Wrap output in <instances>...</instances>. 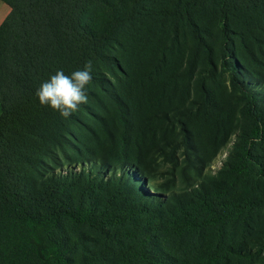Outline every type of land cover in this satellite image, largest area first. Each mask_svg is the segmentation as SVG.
I'll list each match as a JSON object with an SVG mask.
<instances>
[{"label": "trees", "instance_id": "trees-1", "mask_svg": "<svg viewBox=\"0 0 264 264\" xmlns=\"http://www.w3.org/2000/svg\"><path fill=\"white\" fill-rule=\"evenodd\" d=\"M0 1L10 9L0 24V218L19 234L31 233L24 234L22 248L37 264H71L68 226L82 225L102 231L146 213L138 206H130L128 200L134 201V189L146 181L141 174L145 170L143 148L155 138L153 132L147 136L146 130L154 122L151 109L159 105L166 90L151 97L147 82L153 77L131 78L124 74L125 85L107 94L124 129L120 138L110 143V153L115 155L110 159L120 167V172L123 165L128 167L130 181L116 203L113 199L120 194L119 189L100 208L72 200L67 192L71 183L56 181L62 178H57L56 172L62 167L64 147L71 148L66 136L83 104L70 117L63 118L40 105L35 93L40 83L56 70L68 74L90 62L92 80L87 88L88 97L90 87L99 85L104 68L111 75L120 70L107 54L115 42L114 32L97 26L90 29L82 23L87 10L104 7L107 0ZM131 3L128 8L121 0L119 5L113 6L115 14H108L109 18L121 14V20L116 17L117 29L126 19L143 14L144 11L136 10L137 5L160 23L163 31L166 25L167 32L188 34L195 47L208 52L210 65H213L209 51L214 37L200 21L203 16L215 20L221 66L228 74L229 86L239 97L240 113L248 122L249 132L238 148L239 160L227 166L230 178L226 180L232 181L214 182L209 188L199 190L195 187L193 196L187 195L185 200L172 199L167 205L158 206L157 216L147 218L142 226L141 244L123 255L121 264H231V261L248 259V251L244 253L237 246L223 242L219 245L220 251L215 250L201 259L190 237L203 236L207 231L222 233L231 223H246L255 211L252 199L242 194L234 196L232 192L233 180L248 179L254 164L264 166V91L254 87L261 85L260 82L250 84L248 81L256 78L247 74L240 61L235 46L237 33L231 26L240 14L256 15L264 7V0H133ZM150 5H154V10L148 8ZM119 8L124 9L122 13ZM107 9L113 12L112 6ZM249 12L252 13L249 15ZM196 107L200 122L223 130L224 136L229 133L226 125L230 110L223 108L205 86ZM164 120L168 121V117L164 116ZM176 122L183 128L182 163L178 162L179 147L176 146L169 154L170 164L172 168L183 167L180 174L191 177L193 170L196 171L188 148L191 132L186 130L184 122ZM76 154L80 152L76 150ZM107 160H96L94 164L104 166ZM72 172L74 170L68 175ZM35 178L48 181L39 186L33 184ZM146 183L158 194L153 198H161L166 203L160 184L150 180ZM152 220L161 227H153ZM161 229L164 234L159 233ZM170 239L184 240L187 246L183 257L182 253L169 252L164 243Z\"/></svg>", "mask_w": 264, "mask_h": 264}, {"label": "rangeland", "instance_id": "rangeland-1", "mask_svg": "<svg viewBox=\"0 0 264 264\" xmlns=\"http://www.w3.org/2000/svg\"><path fill=\"white\" fill-rule=\"evenodd\" d=\"M120 1L107 0L104 7H93L83 14L84 26L90 29L97 26L114 32L115 42L111 44L107 54L120 70H115L114 75H111L109 70L104 68L99 85L90 87L91 95L76 114V120L66 136L71 148L63 149L62 167L56 172L57 178H62L56 181L62 184L71 183L67 191L71 199L91 203L95 208H100L110 200L117 189L120 194L113 201L116 203L121 200L124 186L130 181L129 170L123 165L120 172V167L111 161L110 158L115 155L110 153V143L119 139L124 129L107 94L116 92L125 85L124 74L131 78L148 76L153 77L147 82L150 88L149 96H155L162 90L166 91L159 105L151 109L154 122L146 130V135L153 132L155 138L143 148L142 164H145V170L141 174L146 181L160 184V192H164L168 202L153 198L158 194L145 181L134 189V201L128 200L130 206H138L146 211L144 215L102 231L82 225L68 226L67 231L71 234L68 242L72 250L71 264H121L122 256L141 244L142 226L147 218L157 216L155 211H158V206H165L172 199L185 200L187 195L193 196L195 187L199 190L200 187L209 188L214 182L232 181L226 180L230 178L227 166L239 160L241 152L238 148L249 132L248 122L240 113L239 97L229 86L228 74L221 66L220 41L215 20L203 16L200 21L214 37L209 51L213 60V65H210L207 60L208 52L195 47L188 34L181 31L167 32L166 25L163 31L162 25L156 23L152 16H147L146 10H141L137 5L136 10L144 11L143 14L126 19L120 29H117L119 26H116L115 21L118 15L114 16V19L109 18L108 14H115L116 8L113 6L119 5ZM122 1L125 7L132 6L133 0ZM109 6H112L113 12L107 11ZM148 8L154 10V5ZM119 10L122 13L124 9ZM263 10L262 6L256 15L249 12V15L252 13L249 17L240 14L231 26L237 33L235 46L240 61L246 67L247 74L256 78L254 81L246 80L250 84L260 82L261 85L253 86L262 91ZM117 20H121V14ZM175 38L177 39L174 40ZM202 86L210 89L223 108L230 110L226 125L229 133L225 136L223 130L207 126L196 117V105L200 102ZM164 116L168 117V121L164 120ZM176 121L184 122L188 128L186 130L191 132L188 148L191 149L189 152L196 166V171L193 170L191 177L180 174L183 167L172 168L170 164L169 154L176 146L179 147L176 151L178 162L182 163L180 154L184 148L181 143L183 128ZM76 150L80 155L76 154ZM257 153L256 151L255 154ZM101 159L107 160L104 161V166L94 164L96 160ZM73 170L74 172L68 175V172ZM251 173L248 179L233 180L232 195L242 194L252 199L255 210L252 218L244 224L242 221L231 223L222 233L207 231L203 236L190 237L193 246L196 244L197 255L201 259L215 250L220 251L222 247L219 248V245L223 242L237 246L244 253L248 251V259L231 261V264H264V166L254 164ZM35 179L32 180L33 184L39 186L48 181ZM153 227L160 228L161 225L153 222ZM159 233L164 234V231L161 229ZM24 234L31 233L25 231ZM24 234H19L7 225V221L0 218V264H37L35 258L26 254V250L22 248ZM216 235L220 236L217 238ZM164 245L171 254L182 253L181 257L187 246L182 239H170Z\"/></svg>", "mask_w": 264, "mask_h": 264}, {"label": "clouds", "instance_id": "clouds-1", "mask_svg": "<svg viewBox=\"0 0 264 264\" xmlns=\"http://www.w3.org/2000/svg\"><path fill=\"white\" fill-rule=\"evenodd\" d=\"M91 80L90 62L68 74L63 70H56L40 83L35 95L40 105L68 118L81 104L87 102V88Z\"/></svg>", "mask_w": 264, "mask_h": 264}, {"label": "crops", "instance_id": "crops-1", "mask_svg": "<svg viewBox=\"0 0 264 264\" xmlns=\"http://www.w3.org/2000/svg\"><path fill=\"white\" fill-rule=\"evenodd\" d=\"M9 12H10L9 7L0 1V24L3 22V20L9 14Z\"/></svg>", "mask_w": 264, "mask_h": 264}]
</instances>
